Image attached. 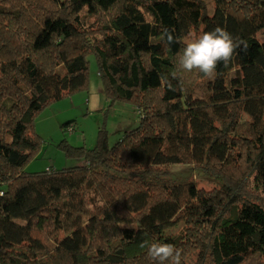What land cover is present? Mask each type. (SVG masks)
<instances>
[{"label": "trees", "instance_id": "16d2710c", "mask_svg": "<svg viewBox=\"0 0 264 264\" xmlns=\"http://www.w3.org/2000/svg\"><path fill=\"white\" fill-rule=\"evenodd\" d=\"M212 1H0V264H156L145 241L175 245L181 264L264 258V0ZM217 26L246 51L215 81L178 72L166 85L185 38ZM90 56L138 125L111 146L102 130L92 148L60 145L75 166L27 171L35 118L87 87Z\"/></svg>", "mask_w": 264, "mask_h": 264}, {"label": "rangeland", "instance_id": "374dc122", "mask_svg": "<svg viewBox=\"0 0 264 264\" xmlns=\"http://www.w3.org/2000/svg\"><path fill=\"white\" fill-rule=\"evenodd\" d=\"M2 4L6 0H0ZM212 8V0H204ZM35 7L42 4L37 1ZM9 25L6 17H0L1 26ZM4 30V29H3ZM199 31L191 32L185 42L199 36ZM142 115L132 103L111 100L104 92V85L98 76L97 63L90 56L88 67V84L83 90L73 93L60 101L46 107L34 120V129L41 137L37 155L26 165L27 171L60 170L78 164L76 160L67 159L60 145L85 146L92 148L97 143L99 131H105L108 144L118 142L126 131L135 128ZM172 174L191 177L198 186L211 189L216 181L197 171L196 167L184 165L169 166ZM259 197V196H258ZM257 197V198H258ZM261 198V197H260ZM264 202V198H263ZM195 254L189 255L187 264H195ZM242 264H264V258L258 255L248 258Z\"/></svg>", "mask_w": 264, "mask_h": 264}, {"label": "clouds", "instance_id": "9594fccd", "mask_svg": "<svg viewBox=\"0 0 264 264\" xmlns=\"http://www.w3.org/2000/svg\"><path fill=\"white\" fill-rule=\"evenodd\" d=\"M161 39L166 45L175 42L176 37L167 29L163 30ZM247 42L233 37L225 28L217 26L211 31L185 42L184 47L176 58V67L164 75V82L170 85L172 79H177L178 72L202 74L208 81H215L219 72L217 66L221 63L228 65L236 56L237 49L246 51ZM170 50V48H169ZM147 249V256L156 264H181L182 253L170 243L147 241L140 245Z\"/></svg>", "mask_w": 264, "mask_h": 264}]
</instances>
